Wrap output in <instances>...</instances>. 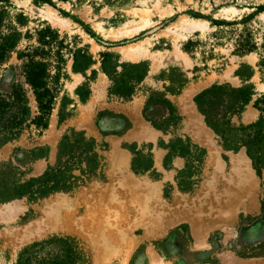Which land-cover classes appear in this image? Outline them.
I'll list each match as a JSON object with an SVG mask.
<instances>
[{
	"label": "rangeland",
	"instance_id": "1",
	"mask_svg": "<svg viewBox=\"0 0 264 264\" xmlns=\"http://www.w3.org/2000/svg\"><path fill=\"white\" fill-rule=\"evenodd\" d=\"M46 7L59 26L39 14ZM193 20L205 26L188 32ZM0 22L4 35L18 36L1 67L0 91L22 80L18 56L41 47L46 29L53 32L43 34L50 42L46 62L60 80L48 129L0 146V168H15L18 180L42 175L57 162L59 142L71 130L94 138L103 159L98 174L71 193L0 204V264H17L25 248L53 237L74 239L84 253L81 264H264V179L244 148L225 149L194 103L216 84L253 85L256 95L233 123L259 120L254 103L264 99V0H0ZM146 22L151 26L141 30ZM239 42L256 49L242 53ZM140 45L137 58L126 56ZM78 52L87 56L80 55V64H90L83 71L74 69ZM176 52L187 65L153 69L160 57ZM103 53L110 55L107 68L147 66L131 101L108 97ZM183 82L179 94L166 92ZM150 90L166 93L183 117L174 132L164 134L145 119ZM161 114L148 111L149 117ZM176 137L205 151L188 170L179 156L170 169L164 166L168 150L161 141L168 145ZM150 144L158 175H137L131 148L148 153Z\"/></svg>",
	"mask_w": 264,
	"mask_h": 264
},
{
	"label": "trees",
	"instance_id": "2",
	"mask_svg": "<svg viewBox=\"0 0 264 264\" xmlns=\"http://www.w3.org/2000/svg\"><path fill=\"white\" fill-rule=\"evenodd\" d=\"M46 31L52 32L50 29L41 32L39 39L41 47L27 48L18 56L23 62L19 73L22 80L19 82L15 80L9 91H0V146L17 140L26 131L36 130L42 134L49 127L60 80L58 75L51 77L46 62L49 53L44 46L50 44L43 35ZM17 44L16 34L4 35L0 28V71ZM238 48L242 53H250L256 46L239 42ZM80 55L87 58L80 52L74 55L75 71H83L90 65L89 63L81 65ZM101 55L103 69L111 82L108 97L131 101L148 76L147 66L124 63L107 68L110 55L108 53ZM51 79L54 81L51 82ZM184 82L179 87H167L166 92L179 94ZM78 93L82 98L86 97L83 89H79ZM166 95L150 90L143 110L145 119L164 134L174 132L183 121L177 107ZM255 95L253 85L235 88L230 84H216L200 92L194 98V103L204 116L207 126L220 138L225 149L239 151L244 148L256 174L264 179V99H258L254 103V107L261 112L259 120L248 125L233 123V119L243 114ZM152 107L160 109L162 114L149 117L148 111ZM160 147L168 150L164 160L167 169L171 168L170 162L174 157L185 158L188 170L192 167L191 160L201 154L205 155V151L187 137L185 139L176 137L168 145L161 141ZM149 148L148 153L137 150L136 146L131 148L134 155L132 169L137 175L151 171L152 176L158 175L154 169L151 152L153 145L150 144ZM41 150L37 149V152ZM102 167L103 159L97 141L86 136L83 131L71 130L59 142L57 162L49 165L42 175L18 180L15 168L6 165L0 168V204L18 199L37 202L55 193H71L86 180L96 176ZM83 261V250L74 239L53 237L25 248L20 253L17 264H81Z\"/></svg>",
	"mask_w": 264,
	"mask_h": 264
},
{
	"label": "bare ground",
	"instance_id": "3",
	"mask_svg": "<svg viewBox=\"0 0 264 264\" xmlns=\"http://www.w3.org/2000/svg\"><path fill=\"white\" fill-rule=\"evenodd\" d=\"M38 11H39L40 15H42L45 18H47L53 25H55V26H59L60 25L56 13L51 8L46 7L44 9V11L43 10H38ZM150 26H151V24L149 22H146V24L140 29L141 30H146ZM204 26L205 25L202 22L193 20V21L187 22L185 28H186V30L188 32H196V31H200V29L202 27H204ZM138 29H137V31H138ZM140 49H141V45L140 46H136V47H131V48H129V51L132 52L133 54H130L129 51H128V53H126V56L131 58V59H135V58H137L139 56L138 54L140 52L139 51ZM167 62H176V63H181V64H184V65L188 64V60H187L186 56L183 55L180 52H176L173 55H171L169 58H166V56L163 57V58L160 57V59H158L157 62H155L157 64L155 66H153V69L156 70V69H158L159 67H161L163 64H165ZM58 222L59 221L57 220L56 223H58ZM56 223L55 222L53 223V225L55 227H56V225H55ZM55 227H54V229H55Z\"/></svg>",
	"mask_w": 264,
	"mask_h": 264
}]
</instances>
